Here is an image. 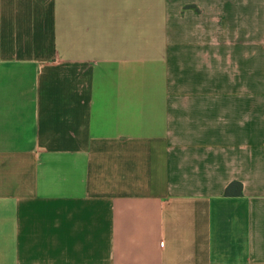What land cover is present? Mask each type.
<instances>
[{
  "label": "crops",
  "instance_id": "crops-1",
  "mask_svg": "<svg viewBox=\"0 0 264 264\" xmlns=\"http://www.w3.org/2000/svg\"><path fill=\"white\" fill-rule=\"evenodd\" d=\"M0 264H264V0H0Z\"/></svg>",
  "mask_w": 264,
  "mask_h": 264
},
{
  "label": "trees",
  "instance_id": "trees-1",
  "mask_svg": "<svg viewBox=\"0 0 264 264\" xmlns=\"http://www.w3.org/2000/svg\"><path fill=\"white\" fill-rule=\"evenodd\" d=\"M235 185H238L236 182H233L231 184H229L226 189H225V194H231L232 193V189H233V186Z\"/></svg>",
  "mask_w": 264,
  "mask_h": 264
}]
</instances>
